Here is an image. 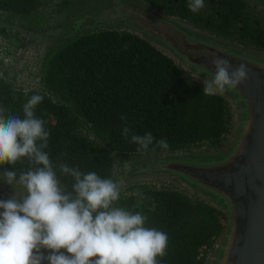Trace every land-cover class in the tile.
<instances>
[{"label":"trees","instance_id":"16d2710c","mask_svg":"<svg viewBox=\"0 0 264 264\" xmlns=\"http://www.w3.org/2000/svg\"><path fill=\"white\" fill-rule=\"evenodd\" d=\"M147 1L199 26L232 35L242 44L264 48V21L250 0H204L205 7L196 13L188 9V0ZM43 2L0 0V11L30 16ZM42 83L44 90L17 88L0 74V107L6 115L22 117L28 98L43 96L35 114L50 133L46 150L50 158L103 178L118 181L114 152H138V145L121 134L125 123L136 134L151 132L157 140L165 139L168 150L219 144L233 128L234 113L224 94L204 95L200 80L128 30L104 28L67 40L50 58ZM121 115L127 120L122 122ZM83 122L90 125L97 142L80 133ZM151 147L147 152H153ZM29 166L27 158L14 165L0 164L3 171L17 172ZM61 180L71 184L70 177ZM116 206L140 212L147 217L146 227L168 235L159 264H206V253L223 233L227 218L213 203L170 187L145 185L120 196Z\"/></svg>","mask_w":264,"mask_h":264},{"label":"clouds","instance_id":"9594fccd","mask_svg":"<svg viewBox=\"0 0 264 264\" xmlns=\"http://www.w3.org/2000/svg\"><path fill=\"white\" fill-rule=\"evenodd\" d=\"M187 7L196 13L205 3L188 0ZM206 58L215 71L203 80L204 95L223 94L249 79L245 63L233 67L217 54ZM42 100L39 94L28 98L22 117L6 115L0 107V164L14 165L27 158L30 165L26 171L2 174L8 185H18L24 193L15 191L0 199V264H159L169 237L146 227L147 217L140 212L116 206L122 180L50 158L46 151L50 133L35 114ZM120 119L124 122L127 116ZM121 134L138 145V152H147L150 146L153 152L169 149L165 139L157 140L151 132L136 134L126 123ZM61 177H70L71 184Z\"/></svg>","mask_w":264,"mask_h":264},{"label":"rangeland","instance_id":"374dc122","mask_svg":"<svg viewBox=\"0 0 264 264\" xmlns=\"http://www.w3.org/2000/svg\"><path fill=\"white\" fill-rule=\"evenodd\" d=\"M129 2L140 10L158 18H163L179 25L196 36L212 40L221 48H234L244 52L264 56L263 47L242 44L232 35H224L209 28L199 26L195 22L173 15L156 7L147 0H44L40 7L30 16L12 15L0 11V74L15 87L25 89L44 90L42 83L46 67L50 58L67 40L74 36L106 28L128 30L149 40L160 50L171 56L175 62L194 79L203 80L209 76L190 66L186 60L176 55L161 40L149 35L140 26L132 23L136 15L132 9L122 3ZM254 10L264 21V0H250ZM132 13V14H131ZM53 94L54 98H58ZM229 100L234 113V123L231 132L219 144L203 143L178 150H163L156 152H114V170L117 179L122 180L120 196L137 192L145 185L154 187L178 188L190 196L202 198L223 210L227 218L225 229L217 239L215 245L206 253V264H216L223 240L231 224V218L225 208L210 194L192 185L181 176L170 171L152 168L154 162L175 155L208 154L219 156L229 151L234 145L242 117L241 107L237 100L227 91L223 93ZM80 133L97 142L95 133L90 125L82 123L78 126ZM100 143V142H99ZM3 170L0 168V199L12 197L16 191L22 195L24 190L20 186L8 185L3 180Z\"/></svg>","mask_w":264,"mask_h":264},{"label":"water","instance_id":"95a60500","mask_svg":"<svg viewBox=\"0 0 264 264\" xmlns=\"http://www.w3.org/2000/svg\"><path fill=\"white\" fill-rule=\"evenodd\" d=\"M225 50L235 52L237 61L247 62L250 69L248 80L226 90L242 112L235 143L212 157L218 165H229V170L214 176L219 184L180 175L214 197L231 218L216 264H264V56Z\"/></svg>","mask_w":264,"mask_h":264},{"label":"flooded vegetation","instance_id":"af4514ba","mask_svg":"<svg viewBox=\"0 0 264 264\" xmlns=\"http://www.w3.org/2000/svg\"><path fill=\"white\" fill-rule=\"evenodd\" d=\"M128 4L129 2H123L120 5V10L124 9L125 6L128 7ZM129 7L134 10L132 11L134 14H131L136 15L132 21L133 24L140 26L149 35L166 43L176 55L210 78H212L215 71L206 58L210 55L217 54L222 58L228 59L233 66L240 63L249 65L242 60L237 61L235 52L227 51L217 44L207 42L205 38L196 36L169 20L153 16L147 11L136 8L134 5ZM212 157L215 156H208V154H186L182 156L179 154L154 162L155 165L153 164L152 168L170 171V173L173 172L177 176H181L180 174H191L206 181V183L219 184L215 181L214 176L225 173L230 166L226 164L218 165L214 160L212 161ZM182 178L185 177L182 176ZM185 179L187 180V178Z\"/></svg>","mask_w":264,"mask_h":264}]
</instances>
